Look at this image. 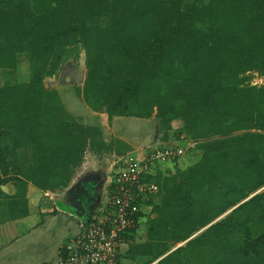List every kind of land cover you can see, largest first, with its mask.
<instances>
[{
    "label": "trees",
    "instance_id": "obj_1",
    "mask_svg": "<svg viewBox=\"0 0 264 264\" xmlns=\"http://www.w3.org/2000/svg\"><path fill=\"white\" fill-rule=\"evenodd\" d=\"M82 49L87 75L76 89L91 110L155 116L164 146L185 139L195 143L185 153L201 151L172 176L161 164L149 173L159 192L137 214L124 264H264V228H253L264 220V189L219 218L264 187V83H251L253 71L264 76V0H0V68L10 71L0 85V187L17 186L12 195L0 189V203L11 219L28 214L31 182L75 196L79 222H89L102 180L69 188L76 168L88 150L131 151L119 137L107 141L100 125L80 122L45 84ZM20 56L27 82L12 79ZM203 120L217 139L202 141ZM246 129L259 131L238 143L232 134ZM83 187L96 199L83 197ZM144 218L147 238L138 242Z\"/></svg>",
    "mask_w": 264,
    "mask_h": 264
},
{
    "label": "rangeland",
    "instance_id": "obj_2",
    "mask_svg": "<svg viewBox=\"0 0 264 264\" xmlns=\"http://www.w3.org/2000/svg\"><path fill=\"white\" fill-rule=\"evenodd\" d=\"M122 28H123V33H124L126 27L123 26ZM109 36H111V34L108 35V37ZM120 37L125 38L124 35H120ZM20 58L21 60L19 63V67L16 71L13 72L12 79L14 82H27L29 79V75H30L29 74V63H28V60L24 56H20ZM83 66H84L83 76L84 78H86L87 65H86V54H85L84 49L81 50L79 56H71L70 58H68L64 62L63 67L59 71L58 75L47 77L45 79V84L47 88L49 86H54V84L58 83V79L60 80V76L62 77H64V75L71 76V73L76 72V70L79 71ZM9 75H10V71H8V68H0V85H3L6 81H8ZM252 75H253L252 81H251L252 84H263L264 83V76H261L259 74V71L257 70L253 71ZM84 78L82 77L78 81L77 84L83 85L85 81ZM58 91L67 109L73 112L75 116L79 118L80 122H83L85 124H89L92 122V124L94 125L98 121V119L97 121H94V118L99 117V115L93 114L94 116H92L91 113L85 114V112H87L88 106L85 104L84 100L80 97L75 85H72V84L63 85L61 86V88L58 89ZM251 107H253V104H251ZM114 121H117L115 122V125H114L116 130H119L120 128H122V130L125 131L127 134L136 137L138 141H141L140 138L149 130V125L145 122L146 121L145 118L123 116L122 121L120 120V118ZM99 125L102 127L101 123ZM181 125H182V122L177 120L175 121V123H173V128L177 129ZM118 126H120V128ZM196 127H198L199 132L202 131L204 133H207L206 135H208L207 137L202 138V141L217 139L219 137L218 134H212L209 132L214 127V125L208 120L207 121L203 120L202 122L198 123ZM106 128L109 131H111L110 132V134H112L111 136L108 135L109 132H106V136L109 138V140H111L112 138H114L113 130L112 128L108 127V125H106ZM258 131H259L258 129H246V130H240V131L234 132L232 135H234V137L237 138L238 143L248 144L251 141L250 133H254ZM158 132H159L157 133L158 142H160V144L158 145H161V140L163 141V134L160 131ZM172 133H174V131H172L171 134ZM172 140L174 141L176 139L172 138ZM181 145H183L184 147H187L186 142H182ZM90 151L91 150H88L86 152L87 154H86V157H84L85 163L83 164L84 167L82 171L87 172L88 169L91 167H93L94 169L96 168L98 169L96 170L97 173L99 172L98 176H100L101 179L102 178L104 179L103 182L107 181L109 177H106V176L108 174L111 175L113 173L115 169L113 168L114 162L117 161V159L120 156L110 155L109 153L95 154L94 151L93 152L92 151L90 152ZM133 152L138 154L137 151H133ZM200 155H201V151L198 149H194L193 151L189 150L187 153L181 156L177 160V162L169 161V162L161 163L160 171L165 174H168L169 176L170 175L172 176V173H175L178 168L188 167L189 165H191L192 162L197 160L200 157ZM84 175L89 176V174H82L81 176H84ZM79 178H82V177H79ZM13 182L14 181L9 182L8 185L3 184L0 187V189L4 188L7 191H13L15 187ZM76 183H77V178L75 177V181L72 180L69 188L75 185ZM244 186H245V181H243L240 184V188H243ZM104 187L105 185H103L102 189L99 191V195L97 199L98 203L95 205L96 208H98L102 204L100 200H101V197L103 196ZM263 189L264 187L259 189L257 192L249 195L247 198L240 201L237 205L228 209L219 218L225 217L227 214L235 210L239 205H241L242 203H245L246 201L251 199L256 193L261 192ZM52 192L60 193L62 192V190H56ZM0 197L2 198L1 192H0ZM37 203H38V196L34 195L33 198L30 199V211L32 212V214H34L33 211H35V213L39 211L36 207ZM3 205H4L3 203H0V209H3ZM147 208L152 209V205L147 206L145 209ZM3 215L4 213L1 212V216ZM7 215H8V211H7ZM36 218H37L36 222L31 221V219L29 222L28 220H26V222L18 226V229L8 231V234L2 233V236H0V242H4V243L12 242V244L8 248H6L5 251L0 252V264H41L43 262H48V260L52 261L51 259H54L56 257L55 254L59 250V247L64 246L69 236L74 234L79 228L77 220L73 216H70L69 214H66V213L65 214L58 213L57 215L56 214L54 215L51 213H48V214L39 213V216L38 217L36 216ZM257 219H258L257 222L255 221L253 224V228L254 229L259 228L261 230V227L264 228V220H259L258 217ZM146 221H147V218L142 219L137 229V233L135 234V240H137L138 242L145 241L147 238L148 224ZM10 222L12 221L11 220L8 221V224ZM33 223L38 224V225L34 227ZM184 243L185 241L181 242L180 244L175 246L172 250L183 245ZM126 248L127 246L125 247V249ZM132 261H135L136 264L140 262L137 258L133 259Z\"/></svg>",
    "mask_w": 264,
    "mask_h": 264
},
{
    "label": "built area",
    "instance_id": "obj_3",
    "mask_svg": "<svg viewBox=\"0 0 264 264\" xmlns=\"http://www.w3.org/2000/svg\"><path fill=\"white\" fill-rule=\"evenodd\" d=\"M148 147L129 152L114 162L105 197L89 222L80 221L78 230L64 244L65 255L41 264H124L128 234L137 226V214L154 199L159 185L148 180L157 164L169 162L194 147Z\"/></svg>",
    "mask_w": 264,
    "mask_h": 264
},
{
    "label": "crops",
    "instance_id": "obj_4",
    "mask_svg": "<svg viewBox=\"0 0 264 264\" xmlns=\"http://www.w3.org/2000/svg\"><path fill=\"white\" fill-rule=\"evenodd\" d=\"M77 75H78V71L76 70V72H73V73H71V76L70 75H64V77H62V76H60V80L58 79V83H56V84H54V86H49V88H55L57 91H58V89L59 88H61V86H63V85H66V84H72V85H75L76 86V84L78 83V81L79 80H77ZM83 78H84V76H83ZM85 79V78H84ZM78 85V84H77ZM58 93H59V91H58ZM60 95V94H59ZM61 97V96H60ZM62 99V98H61ZM63 101V100H62ZM64 103V102H63ZM86 104V103H85ZM87 105V104H86ZM88 106V105H87ZM71 112V111H70ZM71 113H73V112H71ZM88 113H91L92 114V116H94L93 114H97V115H99V117H95L94 118V121H97V119H98V121L95 123V124H97V125H99L100 123L102 124V129H103V135H104V138L107 140V141H109V138L106 136V132H109L108 133V135H112V134H110V132L111 131H109L107 128H106V125H108V127H110V128H112V130H113V133H114V136L113 137H119L120 139H122V140H124V141H126L127 143H129L130 144V146H131V151H137V152H141V151H143V150H146L148 147H153V145H154V147L155 146H164V145H166V143H165V141L163 140H161V145H158V144H160V142H158V134H156L155 135V137H154V139H153V141L149 144V145H146V140H147V138H148V136L150 135V133H151V129H152V124H153V119L154 118H156L155 116H152L151 118H145V122L149 125V130H148V132H146L140 139H141V141H138L137 140V138L136 137H134V136H131V135H129V134H127L125 131H123L122 130V128H120V126H118L120 129L119 130H116L115 129V127H114V125H115V122H117V121H114V120H118V118H120V120L122 121V119H123V116H114V117H110L109 116V114L107 113V112H96V111H93V110H91L90 109V107H88L87 108V112H85V114H88ZM74 114V113H73ZM75 115V114H74ZM78 116H80V115H78ZM80 117H82V116H80ZM132 117H135V116H132ZM117 118V119H116ZM139 118V117H138ZM93 121V122H94ZM110 121H111V123H110ZM120 121V122H121ZM158 121V120H157ZM177 121V120H176ZM113 122V123H112ZM99 123V124H98ZM122 123V122H121ZM173 123H175V121L173 122ZM89 124H92V122L91 123H89ZM122 127V126H121ZM159 130H158V127H157V133H159L158 132ZM174 131V130H173ZM172 132V131H171ZM175 133V132H174ZM174 133H172L171 135H173ZM106 136V137H105ZM171 138V137H170ZM173 140H172V138L170 139V142H172ZM182 142H186L187 144H188V142H187V140H174L172 143H174L175 145H180V146H183V145H181L182 144ZM168 143V142H167ZM163 144V145H162ZM188 146V145H187ZM92 151V150H91ZM90 151V152H91ZM131 151H129V152H131ZM93 152V151H92ZM129 152H127V153H129ZM95 153V152H94ZM127 153H125V154H127ZM87 154V153H86ZM95 154H97V153H95ZM103 154H105V153H103ZM110 154V153H109ZM124 154V155H125ZM110 155H114V156H116L117 154H115V153H111ZM119 156V155H118ZM122 156V155H121ZM85 157H86V155H85ZM85 163V160L83 161V163H82V166L80 165V166H78L77 168H76V172H75V175H74V177H73V180L75 181V177L77 178V183H78V181L79 180H81L82 178H85L86 176L84 175V176H81L82 174H89V175H94V176H96V174H99V172L97 173V171L96 170H98V169H94L93 167H91V168H89L88 169V171L86 172V171H82V169H83V164ZM79 177H82V178H79ZM106 177H109L110 178V174H108ZM109 178H108V180L107 181H105V182H103L104 181V179L102 178V183L100 184V188H99V191L102 189V187H103V185H105V187H104V189H103V196L101 197V200H100V202H103V200H104V196H105V189H106V186H107V183H108V181H109ZM4 185H8V183H6V184H4ZM14 185H15V183H14ZM2 190H3V192H5V193H7V194H9V195H12V194H15L16 193V191H17V186L15 185V187H14V190L13 191H7L6 189H4V188H1ZM7 189H8V187H7ZM62 193H66V191L64 190V191H62V192H60V193H53L51 190H47V191H43L42 189H40V188H38V187H36L33 183H30L29 185H28V188H27V194H26V196H27V199H28V203H27V205H26V209H29L28 210V214H26V215H24V216H20L19 218H15V219H11V218H9L8 217V215H7V211H8V208H7V206H5V204L3 205V209H0V236H2V233H7L8 234V231H12V230H14V229H18V226H20L21 224H23L24 222H26V220H28V222L30 221V219H31V221H34V222H36L37 221V218H36V216L38 217L39 216V213H46V214H48V213H51V214H58V213H60V214H69L70 216H73L76 220H77V222L79 223V219H78V217L77 216H74L73 214H71V213H68V212H65V211H63V210H61L59 207H58V205H57V203H56V201H55V199H56V196H58L59 194H62ZM38 196V203H37V205H36V207H37V209L39 210L37 213H35V211H33V213L34 214H32V212L30 211V199H32L33 198V196ZM32 197V198H31ZM40 197V198H39ZM1 198V197H0ZM4 198L2 197L1 199H0V201L1 200H3ZM1 212H3L4 213V215L3 216H1ZM37 214V215H36ZM12 221V222H10L9 224H8V221ZM38 224H34L33 223V226L34 227H36ZM17 239V238H16ZM15 239V240H16ZM14 240V241H15ZM12 244V242L11 243H8V242H6V243H4V242H0V252H2V251H5V249L6 248H8L10 245ZM61 247H63V246H60L59 247V250L56 252V254H55V258L54 259H51L52 261H54V260H56L57 258H59L60 257V252H61ZM8 257V256H7ZM49 261V260H48Z\"/></svg>",
    "mask_w": 264,
    "mask_h": 264
},
{
    "label": "water",
    "instance_id": "obj_5",
    "mask_svg": "<svg viewBox=\"0 0 264 264\" xmlns=\"http://www.w3.org/2000/svg\"><path fill=\"white\" fill-rule=\"evenodd\" d=\"M83 71L84 66L78 71V75L76 77L77 80H80L83 77ZM157 127L158 121L156 118H154L151 133L146 140V145H149L153 141L155 135L157 134ZM55 201L61 210L78 216L77 198L75 196L71 195L70 193H62L56 196Z\"/></svg>",
    "mask_w": 264,
    "mask_h": 264
},
{
    "label": "flooded vegetation",
    "instance_id": "obj_6",
    "mask_svg": "<svg viewBox=\"0 0 264 264\" xmlns=\"http://www.w3.org/2000/svg\"><path fill=\"white\" fill-rule=\"evenodd\" d=\"M99 174H96V176H94V175H89V176H86L85 177V179H90V178H92V179H95V180H98V179H101V177L100 176H98ZM91 176V177H90ZM102 180V179H101ZM101 183H102V181H101ZM86 188L87 187H83L81 190H80V194L83 196V197H86L87 199H89L90 197L92 198L94 195H90V192L89 191H86ZM100 188V187H99ZM84 193H85V195H84ZM98 194H99V191H98ZM95 195H96V192H95ZM95 197V196H94ZM93 197V199H96V197L94 198ZM98 203V200H96V202H95V204L92 206V208H96V204ZM92 204V203H91ZM94 208V209H95Z\"/></svg>",
    "mask_w": 264,
    "mask_h": 264
}]
</instances>
